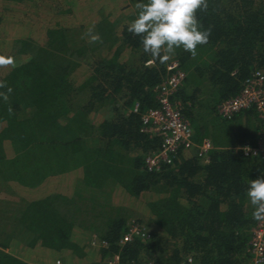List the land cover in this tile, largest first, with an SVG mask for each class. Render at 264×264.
<instances>
[{"label": "trees", "instance_id": "1", "mask_svg": "<svg viewBox=\"0 0 264 264\" xmlns=\"http://www.w3.org/2000/svg\"><path fill=\"white\" fill-rule=\"evenodd\" d=\"M89 1L0 0L8 14H0V55L16 61L0 68L13 89L7 103L0 99V193L14 198L0 194V264H27L15 244L79 263L90 246L99 264L114 255L134 264H252L257 220L246 189L264 169L242 147L257 144L264 120L254 107L228 119L218 107L254 71L264 75V0H209L197 14L212 29L209 42L195 59L177 49L169 61L185 74L171 101L196 147L152 171L145 157L162 139L143 130L141 117L159 107L168 62L149 64L128 32L137 9L122 13L131 0H119L122 11L111 8L118 0ZM92 25L102 42L78 35ZM204 141L205 159L197 151ZM135 211L150 237L121 245Z\"/></svg>", "mask_w": 264, "mask_h": 264}, {"label": "built area", "instance_id": "2", "mask_svg": "<svg viewBox=\"0 0 264 264\" xmlns=\"http://www.w3.org/2000/svg\"><path fill=\"white\" fill-rule=\"evenodd\" d=\"M185 78L176 61L166 64L165 80L158 86L159 107L146 111L142 115L143 130L158 134L162 141L158 150L149 153L145 157V165L148 170H158L162 165L172 163L179 148L192 149L196 147L192 141V133L188 124L182 119L177 105L171 101L172 95L178 90ZM254 107L258 116L264 120V75L260 71H254L242 84L238 95L220 104L219 113L225 119L231 118L236 113ZM211 148L208 141L197 146L198 156L205 159L207 151ZM242 151L246 157L258 158L264 169V133L261 134L255 146H244ZM150 237V230L136 220L127 223L126 231L120 239V244L129 242L135 238L142 240ZM250 252L252 264H264V221H257L252 229L250 239ZM92 247H105V243L93 239ZM193 264V259L187 257L181 264ZM59 264V262H57ZM103 264H134L121 263L119 256L108 258Z\"/></svg>", "mask_w": 264, "mask_h": 264}, {"label": "clouds", "instance_id": "3", "mask_svg": "<svg viewBox=\"0 0 264 264\" xmlns=\"http://www.w3.org/2000/svg\"><path fill=\"white\" fill-rule=\"evenodd\" d=\"M135 7L136 17L128 23L127 30L140 37L143 52L151 57L149 64L157 60L166 64L175 56L177 49L190 53L195 59L198 46L209 42L212 29L204 28L197 15L207 12L209 0H141ZM85 35L90 43L102 42L95 32V25L90 26ZM15 67L13 56L0 55V68ZM12 91L6 81L0 80V99L7 103ZM7 111L10 116L14 114L11 106ZM246 197L253 207V219L264 221V177L250 181Z\"/></svg>", "mask_w": 264, "mask_h": 264}, {"label": "crops", "instance_id": "4", "mask_svg": "<svg viewBox=\"0 0 264 264\" xmlns=\"http://www.w3.org/2000/svg\"><path fill=\"white\" fill-rule=\"evenodd\" d=\"M38 249L39 247L34 250H30L19 245L12 248V252H15L13 255L27 264H57V262H59V264H99L97 263L98 257L95 253H93V249L90 248V246H88V249L90 250L87 257L88 259H85L83 262L81 261V263L69 257L53 258L52 255H49V253H41ZM40 250L42 249L40 248Z\"/></svg>", "mask_w": 264, "mask_h": 264}, {"label": "rangeland", "instance_id": "5", "mask_svg": "<svg viewBox=\"0 0 264 264\" xmlns=\"http://www.w3.org/2000/svg\"><path fill=\"white\" fill-rule=\"evenodd\" d=\"M89 0H78V2H79V4L80 5H88L87 4V2H88ZM129 1V0H128ZM37 2H38V0H37ZM90 2V1H89ZM119 3V0H118V2H116V3H112L111 4V8L112 7H117V8H119L118 10H120V11H122L121 10V6L118 4ZM130 4V5H129ZM91 5H92V9H91V11H90V13L88 14L89 15V19L90 20H96V18L98 19L99 17H98V15H97V12H98V10H97V7L95 6L94 7V5H93V3H91ZM96 5V4H95ZM26 9H28V8H26ZM44 10H45V8H43V10H42V12H44ZM117 10V11H118ZM108 10L107 9H105L103 12L104 13H108L107 12ZM116 11V12H117ZM22 12V10H19V13H21ZM41 12V13H42ZM7 13H9V12H7ZM24 12H22L21 14H23ZM133 13H135V5H134V2L131 0V2L129 1V2H127V8L123 11V13L122 14H133ZM0 14H2V16H5V20L6 21H8V14H5V11H2L1 10V6H0ZM41 20L42 19H39V20H36L35 22H37V23H40L41 22ZM7 26V25H6ZM7 28H8V26H7ZM87 32V29L86 30H82V31H79V33H78V35H85V33ZM86 36V35H85ZM84 37V36H83ZM92 119H93V121L94 122H100L103 118V116H102V114H99V113H97V114H93L92 116ZM58 182V181H57ZM49 186H51V185H49ZM51 189H53V188H50V189H45L44 190V188L42 189V191H49V190H51ZM0 192H1V190H0ZM1 194V197H2V199L3 198H5V199H8V200H14V198L11 196V195H3V193H0ZM3 206H5V204L3 205ZM140 214H138V212H134V214H132V217L129 219V220H132V219H136V218H139V219H141V220H143V222L144 223H146V221H145V219L144 218H141V216H139ZM145 226V225H144ZM146 227V226H145ZM7 227H5V229H6ZM1 229V228H0ZM149 230V229H148ZM15 238H18L17 236H15ZM14 242V244H15V242H16V239H15V241H13ZM15 246H16V244H15ZM14 246V247H15ZM13 253H15V252H13Z\"/></svg>", "mask_w": 264, "mask_h": 264}]
</instances>
